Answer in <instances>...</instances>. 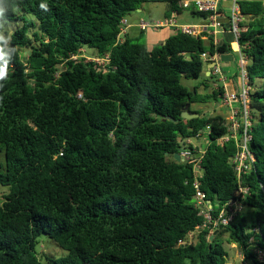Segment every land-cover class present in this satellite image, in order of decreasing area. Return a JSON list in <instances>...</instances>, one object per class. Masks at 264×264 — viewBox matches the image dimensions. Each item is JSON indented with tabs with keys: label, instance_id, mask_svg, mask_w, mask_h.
<instances>
[{
	"label": "trees",
	"instance_id": "1",
	"mask_svg": "<svg viewBox=\"0 0 264 264\" xmlns=\"http://www.w3.org/2000/svg\"><path fill=\"white\" fill-rule=\"evenodd\" d=\"M181 2L0 0V30L18 25L9 45L0 43L8 60L0 81V186L9 187L0 204V264H44L36 250L43 235L66 252L47 257L49 264H227L225 236L246 264H264V0L239 1L255 162L242 179L243 211L214 231L194 205L192 166L175 155L179 139L210 126L202 190L216 213L236 199L237 146L219 143L227 120L192 110L225 93L217 76L206 75L202 54L233 48L180 32L153 48L119 40L122 20L146 3H166L165 18L182 10L207 18ZM84 49L109 63L88 61ZM203 74L199 85L183 84ZM189 104L200 116L184 120ZM197 230L195 243L180 244Z\"/></svg>",
	"mask_w": 264,
	"mask_h": 264
},
{
	"label": "built area",
	"instance_id": "2",
	"mask_svg": "<svg viewBox=\"0 0 264 264\" xmlns=\"http://www.w3.org/2000/svg\"><path fill=\"white\" fill-rule=\"evenodd\" d=\"M221 5L222 0H187L181 2L180 6L182 8L189 9L194 7L197 12L207 15L204 22L199 24L182 23L178 20V14L173 13L171 17L164 18L160 21L146 22L145 20H140L138 25L142 32L150 29L161 30L164 28H170L175 32L196 37L202 36L205 30L212 28L217 32L223 30L228 31L235 39V41H233L236 44L235 53L237 55L238 63V90H228V79L221 67L217 64L218 55L212 56L209 53H203L201 58L208 64V66L215 63V66L209 70V74L217 76L225 88V93L220 102L222 107L228 110V117L226 118L228 131L227 134L220 139L219 143L223 144L234 140L237 146L236 154L231 159V163L237 173V182L240 187L236 194V199L227 202L216 213L212 202L207 199L206 193L202 190L201 180L204 177L202 158L207 148L208 138L205 143H201V141L204 138L205 133L208 136L210 126L206 128V132L200 131L195 138L179 139L181 148L177 153L180 155L181 162L186 163L193 168V187L195 190L193 202L195 207L205 218V225L210 224L213 227V231L222 226H228L243 211L244 206L240 199L244 198L248 193V189L241 186L242 179L243 176L251 170L255 162V157L250 149V142L252 140L251 130L254 123V117L251 110V87L249 86L247 71L248 58L242 52L238 42L241 34L246 31V28L242 26L244 20L241 16L239 0H234L232 4H230L227 13L221 12ZM127 26L128 20L123 19L121 22V33L119 35L120 41H122L121 36L126 34ZM90 62H94L101 67H106L109 63V56L106 55L103 58L97 57ZM185 243L187 242H180V244Z\"/></svg>",
	"mask_w": 264,
	"mask_h": 264
},
{
	"label": "rangeland",
	"instance_id": "3",
	"mask_svg": "<svg viewBox=\"0 0 264 264\" xmlns=\"http://www.w3.org/2000/svg\"><path fill=\"white\" fill-rule=\"evenodd\" d=\"M187 1V0H182ZM226 4L229 6L232 4L234 0H226ZM242 1V0H239ZM248 1H254V0H248ZM169 10V6L166 3H146L141 6L140 12H132L129 16V22H137L140 20H145L146 22H155L160 21L165 18ZM18 27L17 24H11L3 27L0 30V35L4 37L3 41H0L1 44L8 46L10 43V36L15 31V29ZM138 31L137 29L130 30L131 38H134L135 42H146L148 44V37L145 34L141 39L135 38V32ZM163 33L162 30H153L150 29L148 32L149 34H158ZM158 36V35H157ZM232 40L235 41L233 35ZM125 36L122 35L121 39H123ZM153 41H158L157 37H152ZM236 47V46H235ZM83 57H86L88 61H93L95 58H97V55L95 51L84 49L83 50ZM233 57L234 60L237 59V56L233 55L231 52H227L222 55V60L228 62ZM233 59L232 62L233 63ZM205 69L208 70V64H205ZM204 79V74L199 79H191V80H184L183 84L189 88H192L194 86L199 85V83ZM228 82V81H227ZM217 88V87H216ZM211 91V90H210ZM201 93H205L204 89L201 87L199 90ZM192 110H199L202 111L203 115H223L225 118L228 117V110L226 108H223L221 105V102H210L207 104H193ZM254 116H256V112L253 111ZM206 132V131H205ZM208 136L204 135V138L202 139L201 143H205L207 141ZM208 142V141H207ZM9 193V187L7 186H0V204L4 202V196ZM200 230H197L193 234H191L187 239V243H195L197 241V236L199 234ZM225 241V248L228 253L227 257V264H246L245 259L240 251V249L235 244H228L227 243V236L224 238ZM37 253L41 255V258L44 262V264H49L47 261V257H54V258H61L66 255V252L62 250L53 240L48 238V236L43 235L39 238L38 244L36 246Z\"/></svg>",
	"mask_w": 264,
	"mask_h": 264
},
{
	"label": "crops",
	"instance_id": "4",
	"mask_svg": "<svg viewBox=\"0 0 264 264\" xmlns=\"http://www.w3.org/2000/svg\"><path fill=\"white\" fill-rule=\"evenodd\" d=\"M226 0H222V5H221V12L227 13V9L228 6L226 4ZM137 12H140V9L137 10ZM128 20V26H127V30H126V34L124 35L126 37H130V30L132 31V29H137L138 31H133L135 32V38H139L141 35V31L139 28V21L137 22H129V17L127 18ZM178 20L182 23H188V24H199L201 22H204V19H198L195 18L191 15L190 10H182V13L178 16ZM162 30V34L159 32L158 34H149L148 31H146V35L148 37V46L153 48L157 45L163 44L168 37H170L171 35L175 34L176 32L173 29L170 28H164L161 29ZM158 35V36H157ZM202 36H204L203 38L205 40H207L209 37H212L214 39V43L216 46H221L224 43L226 44H231L233 51L232 54L237 56L235 53L236 47H235V42L232 40V36L228 31H220L217 32L214 29L210 28L205 30V32H203ZM152 37H157L158 41H153ZM223 55V54H222ZM222 55H218L217 56V64L221 67V69L223 70L225 76L228 79V90H238L239 89V83H238V63H237V59L234 60L233 57V63L230 62L232 61L229 60L228 62L223 61L222 60ZM207 76H210L209 71L206 73Z\"/></svg>",
	"mask_w": 264,
	"mask_h": 264
},
{
	"label": "clouds",
	"instance_id": "5",
	"mask_svg": "<svg viewBox=\"0 0 264 264\" xmlns=\"http://www.w3.org/2000/svg\"><path fill=\"white\" fill-rule=\"evenodd\" d=\"M41 7H45V5H41ZM4 13V9L0 7V16ZM4 37L0 35V41H3ZM7 67H8V60H7V52L4 48L0 47V81L4 80L7 76ZM2 87V85H0Z\"/></svg>",
	"mask_w": 264,
	"mask_h": 264
},
{
	"label": "water",
	"instance_id": "6",
	"mask_svg": "<svg viewBox=\"0 0 264 264\" xmlns=\"http://www.w3.org/2000/svg\"><path fill=\"white\" fill-rule=\"evenodd\" d=\"M263 5H264V2H263ZM213 66H215V63H213L212 65H209L208 66V70H210ZM189 108H190V104L185 107L184 112H183V114L181 116L182 119H184V120H192V119L198 118L200 116L199 114L192 112ZM168 119L174 121L170 117ZM174 122H178V121H174ZM175 159L178 162H181V158H180L179 154L175 155Z\"/></svg>",
	"mask_w": 264,
	"mask_h": 264
}]
</instances>
